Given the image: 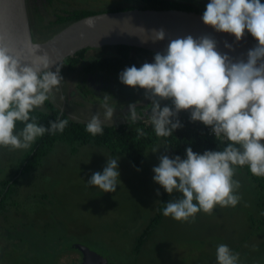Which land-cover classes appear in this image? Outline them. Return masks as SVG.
Wrapping results in <instances>:
<instances>
[{
    "label": "clouds",
    "instance_id": "obj_1",
    "mask_svg": "<svg viewBox=\"0 0 264 264\" xmlns=\"http://www.w3.org/2000/svg\"><path fill=\"white\" fill-rule=\"evenodd\" d=\"M202 20L216 32L233 35L237 42L250 33L258 43L248 50L246 61L233 60L217 51L212 36L195 38L189 34L171 39L163 52L155 53L153 63L145 62L139 68L132 65L119 74L124 85L145 91V99L150 101L145 115L157 137H170L182 128L179 114L191 110V122H202L211 127L217 139L229 142L221 151L200 154L188 147L186 158L159 157V165L153 168L154 181L169 195L182 194L165 203L162 212L180 222L194 221L201 211L211 215L217 206L236 207L242 199L238 194L241 183L234 179L236 167L248 166L252 175L264 177V3L210 0ZM88 26H93L91 21ZM141 30L146 32L143 27ZM152 34L154 43L166 38L163 28L153 29ZM225 47L232 49L227 42ZM10 52L0 37V147L15 151L30 148L46 132L63 133L69 121L57 118L45 127L31 115L59 91L64 80L61 66L47 53L38 55L39 45L31 49L28 62ZM101 101L103 113L92 114L86 124L85 130L92 136L103 135L105 122L112 123L117 110L109 94ZM138 103H130L124 115L131 125L144 119L137 111ZM18 122L22 128L18 129ZM136 131L144 135L143 129ZM118 161L108 158L103 171L93 173L87 184L115 193L120 181ZM216 260L217 264H239L240 254L219 244Z\"/></svg>",
    "mask_w": 264,
    "mask_h": 264
},
{
    "label": "rangeland",
    "instance_id": "obj_2",
    "mask_svg": "<svg viewBox=\"0 0 264 264\" xmlns=\"http://www.w3.org/2000/svg\"><path fill=\"white\" fill-rule=\"evenodd\" d=\"M175 1L198 4L204 11L210 2ZM135 2L137 0H54L51 5L41 3L39 6L48 23L64 10L102 11ZM108 54L111 53L106 50L89 53L74 74L85 83L91 75L83 71V67ZM149 60L154 62L149 56L140 63ZM66 76L69 77L63 78L53 99L59 108L82 123H87L92 114L103 113L98 102L105 93L113 96V103L122 94L139 102L138 106L148 103L145 91L124 85L119 74L114 77L97 74L96 87H90L93 95H89V99L78 89V79ZM128 111L124 107L116 116H121L122 121ZM134 125L139 127V124ZM154 148L158 151L152 152ZM28 149L9 151L0 147V181L15 171L13 167L21 163ZM160 156L161 146H155L147 151L143 164L136 167L126 156L112 157L100 146L86 145L74 151L72 146L57 145L44 157L35 183L15 192L19 209L10 211L14 212L12 219H0V264H25V259L30 264H80L83 258L78 252L80 246L96 252L108 264H217L219 244L228 245L234 252L238 250L240 258L246 259L241 264H252V258L256 259L253 264H264L262 249L258 253V249L252 247L255 243H264V216L258 207V202L264 200V190L257 187L245 170H235V179L241 183L238 194L242 197L236 207L217 206L211 215L201 211L194 221L188 222L163 215L142 249L135 251L137 240L151 225L166 194L153 179V168L159 165ZM108 158H119L120 181L115 193L102 192L87 184L93 173L103 171ZM181 196L176 192L166 201Z\"/></svg>",
    "mask_w": 264,
    "mask_h": 264
},
{
    "label": "trees",
    "instance_id": "obj_3",
    "mask_svg": "<svg viewBox=\"0 0 264 264\" xmlns=\"http://www.w3.org/2000/svg\"><path fill=\"white\" fill-rule=\"evenodd\" d=\"M53 2L54 0H26L31 31L33 32L32 38L36 44L46 43L66 27L86 16L104 12H117L132 9H179L189 12L204 13V9L194 3L189 4L175 0H137L134 4L106 8L102 11L87 9H76L73 11L64 10L63 13L57 14L55 19L49 20L48 23H46L39 4L48 3L51 5ZM249 35L251 36L250 33ZM251 38L258 43L255 38L252 36ZM89 50L90 49L82 50L77 53L76 56L67 58L61 66V74L65 75L63 78L66 79L68 77L66 74L75 76L79 81L77 87L80 91L82 90L81 92L86 98L93 95V91L90 90L91 86H88L86 83L87 81H85V83L83 81L81 82V79L74 73L79 66L82 65L84 60H86ZM103 50L109 51L111 54L95 58L83 71H98L101 75L108 74V76L114 77V75L117 76L125 68L131 67L132 65L139 68L142 66L140 61H143L148 56L154 58L155 55V53L147 50L124 45L108 46ZM97 52H100V50ZM62 93L64 94V92ZM120 97L126 96L122 94ZM164 103L170 105L171 102L166 101ZM145 107V105L137 106V111L144 116V119H147ZM61 112H63V115H61ZM31 115L36 117L38 124L45 127H50L49 121L56 120L57 118L68 119L69 122L63 133L57 131L55 134H52L49 131L43 136L38 137L23 155L21 163L13 167L15 171L12 170L7 179L0 181V219L2 220L8 221L12 219V214H14V212L12 213L10 211H16V208L17 210L19 209V207H17L19 198L15 195V192H19V188L22 186H31L35 183L36 173L44 157L48 155L50 150H53L61 143L65 147L72 146L74 151H78L79 147L86 145L100 146L106 149L112 157L126 156L136 167H140L143 164L147 151L155 146H161L162 155H169L170 158L179 155L181 158H186V149L188 147H191L196 153L203 154L206 150L221 151L229 143L223 137L217 139L215 134L210 133V127L205 126L202 122H191L190 111L178 117L183 127L177 129L170 137H157L151 123L148 124L144 122V119L136 123L139 124V127L127 123V120H119L108 124L105 123L103 135L98 134L92 136L85 130L87 123L76 121L75 118L65 110L57 106L55 99L46 101L42 108L36 109ZM22 127L23 124L18 122V129ZM138 128L143 129L144 135H140L136 131ZM236 170L247 171V173L251 175L252 181L257 184V187L264 190V177L252 175L248 166L236 167ZM168 195L167 192L163 195L159 212L153 219L151 225L143 233L142 238L137 240L135 251L142 249L145 241L154 233L155 226H157L158 222L163 218L162 210L165 207V203L168 202L166 199H171V195L170 197ZM258 207L259 212L261 211L260 214L264 216V200L258 202ZM262 226H264V222ZM252 247L258 249V253H260L261 249V253H264V243H255ZM235 252H238V250ZM255 260L256 259L252 258L251 263L253 264ZM25 261V264H30L27 259H25ZM244 261L246 262V259L243 260L240 258L239 264L242 262L245 263ZM21 262L23 261L21 260Z\"/></svg>",
    "mask_w": 264,
    "mask_h": 264
},
{
    "label": "water",
    "instance_id": "obj_4",
    "mask_svg": "<svg viewBox=\"0 0 264 264\" xmlns=\"http://www.w3.org/2000/svg\"><path fill=\"white\" fill-rule=\"evenodd\" d=\"M202 16L203 13L179 9L104 12L86 16L46 43L36 44L32 38L26 0H0V37L11 50L10 54L19 56L22 62L30 61L31 49L39 45L40 52L37 54L47 53L57 66H62L67 58L76 56L82 50L108 46L124 45L153 53L163 52L171 39L189 34L195 38L210 35L217 41V51L229 55L233 60L243 58L246 61L248 50L257 45L249 33L237 42L233 35L216 32L211 26L205 25ZM89 21L92 27L88 26ZM161 28L166 32V38L152 42V30ZM142 40L148 42L142 43ZM225 42L231 44L232 49L226 48ZM79 251L83 256L82 264H105V260L89 248L80 246Z\"/></svg>",
    "mask_w": 264,
    "mask_h": 264
},
{
    "label": "flooded vegetation",
    "instance_id": "obj_5",
    "mask_svg": "<svg viewBox=\"0 0 264 264\" xmlns=\"http://www.w3.org/2000/svg\"><path fill=\"white\" fill-rule=\"evenodd\" d=\"M105 48V47H104ZM104 48H101V49H90L89 50V52H88V54L89 53H91V52H97L98 50H103ZM149 57V56H148ZM152 57V56H151ZM153 58V57H152ZM154 59V58H153ZM91 62H89V64H90ZM147 63H153V62H151L150 60L147 62ZM143 65V64H142ZM86 66L87 65H85L83 68L85 69L86 68ZM87 73H90V77H89V80H88V78L86 79L87 80V84H88V86H94V87H96V84H94V82L96 83V75L97 74H99L98 73V71H92V72H87ZM69 77V76H68ZM112 77V76H111ZM85 80V79H84ZM115 99H117V98H115ZM114 99V100H115ZM149 101V100H148ZM99 104H100V102H98ZM130 103H137V101L136 100H133L132 98H127V97H119L118 99H117V102H116V104H117V110H116V113L114 114V117H113V122H115V121H119V119L121 120V116H119V117H117L116 115H117V111H119V110H122L124 107H127ZM139 105V103L137 104V106ZM121 106H123V107H121ZM127 109H128V107H127ZM129 110V109H128ZM125 114V113H124ZM123 118V120H125L124 119V117H122ZM108 124V123H107ZM80 254H81V252L80 251H78ZM82 261H83V258H82ZM82 261H81V263L80 264H82ZM98 264H101L100 262L98 263ZM105 264H108V263H105Z\"/></svg>",
    "mask_w": 264,
    "mask_h": 264
},
{
    "label": "built area",
    "instance_id": "obj_6",
    "mask_svg": "<svg viewBox=\"0 0 264 264\" xmlns=\"http://www.w3.org/2000/svg\"><path fill=\"white\" fill-rule=\"evenodd\" d=\"M148 104H150V101H148ZM148 104H147V105H148ZM162 106H163V105H162ZM189 111L191 112V110L182 111V112L179 114V116H183V115L187 114ZM144 122H146V123L149 124V123H150V120H148V119L145 118V119H144ZM209 131H210L211 134H214L213 131H212V129H211V127L209 128Z\"/></svg>",
    "mask_w": 264,
    "mask_h": 264
}]
</instances>
